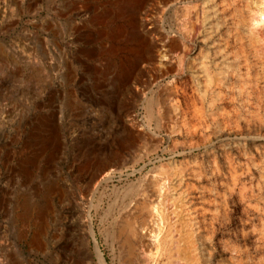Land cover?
<instances>
[{
    "label": "rangeland",
    "instance_id": "1",
    "mask_svg": "<svg viewBox=\"0 0 264 264\" xmlns=\"http://www.w3.org/2000/svg\"><path fill=\"white\" fill-rule=\"evenodd\" d=\"M258 11L0 0V264H264Z\"/></svg>",
    "mask_w": 264,
    "mask_h": 264
},
{
    "label": "bare ground",
    "instance_id": "2",
    "mask_svg": "<svg viewBox=\"0 0 264 264\" xmlns=\"http://www.w3.org/2000/svg\"><path fill=\"white\" fill-rule=\"evenodd\" d=\"M259 12V11H258ZM258 16V19L255 21V22H257V21H260V19H264V11H260L258 14H257ZM256 19V18H255ZM258 23V22H257ZM152 210H153V212L155 211V212H157V210L156 209H154V207L153 208H151L150 209V212H152ZM158 213V212H157ZM156 213V214H157ZM152 215V214H151ZM153 218V217H152ZM156 218V217H155ZM155 220V219H154ZM131 231V230H130ZM132 232V231H131ZM133 233V232H132ZM151 236V235H150ZM155 237V236H154ZM151 238H153V237H151ZM154 240V238L153 239H148V242H149V244L150 243H152V241Z\"/></svg>",
    "mask_w": 264,
    "mask_h": 264
}]
</instances>
